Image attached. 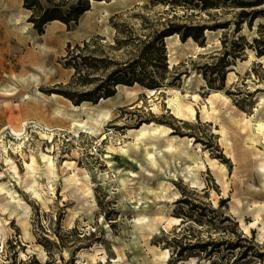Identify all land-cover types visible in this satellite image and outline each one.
Masks as SVG:
<instances>
[{
	"label": "rangeland",
	"instance_id": "rangeland-1",
	"mask_svg": "<svg viewBox=\"0 0 264 264\" xmlns=\"http://www.w3.org/2000/svg\"><path fill=\"white\" fill-rule=\"evenodd\" d=\"M206 4L192 0L185 9H170L150 0L91 2L77 25L68 29L53 21L38 34L27 22L30 13L22 0H0V30L19 33L26 44L9 55L0 43V187L22 204L14 211L6 207L11 199L0 193V264H264V142L253 127L264 122V0ZM172 16L178 23L206 26L205 41L199 46L191 38L164 40L169 73L155 94L128 87L135 95L104 104L110 117L97 124L86 116L96 118L99 101L73 111L64 97H50L71 82L73 70L64 66L68 45L73 49L93 37L112 45L113 24L140 38ZM49 34L56 42L44 72L21 63L35 51L33 40ZM125 50L109 56L126 62ZM176 97L193 107V118L176 117L170 105ZM73 120L96 125L100 137L72 132ZM34 122L54 129L52 142L33 132ZM144 124L157 134L137 145L136 130ZM10 127L22 130L19 139ZM183 142L196 160H183ZM45 149L54 164L52 175L39 155ZM21 152L36 158L35 176H26ZM150 154H163L178 170L187 162V181L166 180L147 164ZM128 170L136 173L132 181ZM144 218L148 226L138 224Z\"/></svg>",
	"mask_w": 264,
	"mask_h": 264
},
{
	"label": "trees",
	"instance_id": "trees-1",
	"mask_svg": "<svg viewBox=\"0 0 264 264\" xmlns=\"http://www.w3.org/2000/svg\"><path fill=\"white\" fill-rule=\"evenodd\" d=\"M110 0H76L72 5L68 0H22V7L30 14L27 22L32 28L42 34L44 27L53 21H58L68 29L77 25L81 16L90 9V2ZM192 0H150L151 5H167L170 9L177 6L186 8ZM202 7H206V0H198ZM117 15L109 19L110 23ZM166 20L158 29H149L150 32L143 37H134L130 29L113 24L116 36L113 44H99V38L93 37L84 41L82 46L75 45L73 49L68 45L67 54L64 57L66 68L73 70L71 82L63 90L55 91L78 106L82 102L96 104L100 99L113 97L118 85L126 87L139 86L141 89L158 91L165 86V75L169 73L166 64V49L164 40L168 36L178 35L181 42L191 38L199 46L204 45V25H189ZM122 27V28H120ZM150 28L151 26H145ZM120 34H124L120 38ZM126 48L130 58L123 63L117 62L109 56V52H115ZM113 67L112 70H108ZM98 71L103 74L98 75ZM96 84L89 90L77 91L76 88H86Z\"/></svg>",
	"mask_w": 264,
	"mask_h": 264
},
{
	"label": "bare ground",
	"instance_id": "bare-ground-1",
	"mask_svg": "<svg viewBox=\"0 0 264 264\" xmlns=\"http://www.w3.org/2000/svg\"><path fill=\"white\" fill-rule=\"evenodd\" d=\"M116 0H111V2H114ZM95 1H92V3H94ZM99 4L104 3V1H100L97 2ZM30 24V23H28ZM3 25V22L0 20V28ZM26 27V26H25ZM172 38H175L176 41H179V37L178 35H173V36H168L165 38V42L167 43L168 41H170ZM31 40H33V38H31ZM34 45L36 46L35 51H31L29 53H27L26 56L22 57L20 59L21 63H26L30 66H36L39 67V71L40 72H44V62L47 59V53L49 52V50L51 49V47L55 44L56 42V38L54 35L49 34L46 38H44L41 42L36 41L35 39L33 40ZM13 42V47H11V44ZM0 43H2L5 46V52H7L9 55H11V53L15 52V51H19L21 49H24L26 44L24 42V38L22 36L19 35V33L16 32H10L9 30L5 29L3 31L0 30ZM167 48V56L170 58L171 57V50L169 48V45H166ZM171 60L169 59L168 62H170ZM5 93L8 94L7 91H4ZM149 94H155L154 90H148L147 91ZM135 95V91L131 88H128L124 85H118L116 87V94L113 97H109L106 99H100L98 102V106L99 109L94 113L95 117H93V115H87L86 116V120H91L93 121L94 124H97L101 121H106L107 119H109L110 117V113L107 110H104L103 105L104 104H115L117 101H119L123 96H127V97H131ZM50 97H57V95L52 94ZM28 95L23 96L22 101L27 99ZM68 103H69V108L73 111H77V110H85L86 109V105L89 103H87L86 101L82 102L80 105L75 106L73 105L69 100L65 99ZM193 100H197V96H193ZM170 105L172 106V108L175 111V115L177 118L183 119L186 117L185 114H188V116L190 118L194 117V110L193 107L190 105H186L182 102V100H180L179 98H174L172 100H170ZM211 103V102H209ZM202 108H206L205 106H203ZM57 113H59V111H57ZM86 120H82V121H77V120H73L70 123V128L72 132H83V133H88L93 137H100L99 135V131L98 128L96 127V125H87ZM29 124V123H28ZM31 124V123H30ZM150 124H144L143 126H141L139 129L136 130V141H137V145L141 144L144 142V140L147 139V135H156L157 134V128H153L152 130H148V126ZM23 127H25V123L22 124V129ZM255 132H257V134H260V136L263 138V142H264V122H255L253 125ZM34 130L33 132H35L37 135H39V138L42 140H47L48 142H52V137H53V130L50 127H46L43 126L40 123H33V127ZM21 129H16L14 127H10V133L11 136L16 137V139H19V137L21 136ZM160 133V132H158ZM104 137H102L103 139ZM10 145H12L13 143L11 141ZM96 145H98V142H95ZM20 143L17 144V148H19ZM183 146V154L184 156H186L183 160H196V156L193 154L192 156L189 155V153H187V147L189 145H187L186 143H182ZM2 149L4 151V153H6V149L5 146L2 145ZM46 151L41 150L39 155L40 158L43 162H45L46 164V169L48 174L52 175L54 173V164L52 161V157L50 155H48L47 153L50 152L49 149H45ZM168 150H173L172 147H170ZM21 151V148H20ZM121 152L124 153L123 155H126V150L125 149H121ZM261 156H263V153H260ZM127 156V155H126ZM21 157H23V165L26 169V176L28 177L29 175L31 176H35V168H36V158L34 157L33 154H26V153H22L21 152ZM104 158H106V160H109V158H111V155L109 154H105ZM127 158V157H126ZM129 159V158H128ZM130 160V159H129ZM5 161L9 164H11V168L14 170V172L16 173V166L13 165V162L11 159L6 158ZM185 161V162H186ZM146 162L149 166L153 167V168H157L158 171H160L163 176L166 177V180H177V177L181 176L183 177V179L185 181H187L186 178V173L190 170V165L187 164V162L184 164L183 168H180L181 170H178L177 166L176 167V163L174 162L173 165L171 166V164L168 162V159L163 156V154H159V155H153L150 154L149 157L146 159ZM112 162L108 161V164H110ZM132 164V161H131ZM113 168V167H112ZM113 172L116 174H120V168L119 169H115L113 168ZM127 173L129 174V181H132V178H134L135 176V172H132L131 170H128ZM96 177H104L107 178L106 173H100V172H95ZM76 174H73L72 178H74ZM262 176L264 177V173L262 174ZM120 182H122L123 184L126 183V181H123L122 178H119ZM75 180V179H74ZM220 183L222 182V185H224V188H227V184L224 181H219ZM196 184V183H193ZM33 191V196L36 199L41 200V195L38 193V191L36 190H32ZM0 193H2V195L4 197H9L11 200L7 202V206L6 207H11L14 211H18L19 209H21L22 204L19 200H16V197L14 196L15 193L12 192L11 190H9L7 187H0ZM138 224L140 226H148L149 224V219H138L137 220ZM133 239H137L136 236L133 237ZM133 244H135V241H132Z\"/></svg>",
	"mask_w": 264,
	"mask_h": 264
},
{
	"label": "built area",
	"instance_id": "built-area-1",
	"mask_svg": "<svg viewBox=\"0 0 264 264\" xmlns=\"http://www.w3.org/2000/svg\"><path fill=\"white\" fill-rule=\"evenodd\" d=\"M32 125H33V123H31ZM29 125V124H28ZM26 127H29V126H26ZM30 128V127H29ZM3 133L2 132H0V145H1V142H2V138H3V135H2Z\"/></svg>",
	"mask_w": 264,
	"mask_h": 264
},
{
	"label": "water",
	"instance_id": "water-1",
	"mask_svg": "<svg viewBox=\"0 0 264 264\" xmlns=\"http://www.w3.org/2000/svg\"><path fill=\"white\" fill-rule=\"evenodd\" d=\"M91 2H92V1H91ZM91 2H90V3H91ZM115 89H116V88H115ZM156 92H157V91H155V93H156Z\"/></svg>",
	"mask_w": 264,
	"mask_h": 264
}]
</instances>
